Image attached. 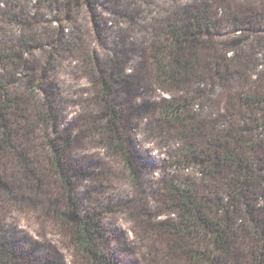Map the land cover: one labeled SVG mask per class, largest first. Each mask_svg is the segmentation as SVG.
I'll list each match as a JSON object with an SVG mask.
<instances>
[{
	"label": "rangeland",
	"instance_id": "374dc122",
	"mask_svg": "<svg viewBox=\"0 0 264 264\" xmlns=\"http://www.w3.org/2000/svg\"><path fill=\"white\" fill-rule=\"evenodd\" d=\"M200 7L216 15L217 28L205 36L197 67L203 82L184 83L178 97L195 104L199 142L211 148V140L238 120L232 115L240 111V100L264 96V0H0V48L14 53L13 63L0 64V82L14 99L37 77L36 95L27 104H14L33 122L43 111L54 122L50 128L37 124L34 133L22 131L14 143L19 149L29 146L42 160L51 138L62 131L73 135L76 142L65 159L77 173H85L75 181L79 208L102 215L122 264H190L181 252L171 251L168 232L160 231L162 223L176 220L169 212L167 184L190 182L211 200L225 194L228 170L212 179L198 165L177 158L186 139L179 127L161 119V106L172 97L157 86L151 57L169 25H181ZM110 76L118 82L110 102L123 116L117 132L136 177L112 146L108 109L97 98L104 91L103 79ZM261 109L245 112L264 124ZM258 134L264 188V128ZM13 162L17 165L14 154H1L0 181H8L14 193H0V239L23 256L24 264L46 258L52 264H75L76 251L53 222L54 211L65 212L62 205L53 206L63 191L53 177H44L48 192L37 196ZM259 197L257 211L264 217V195Z\"/></svg>",
	"mask_w": 264,
	"mask_h": 264
},
{
	"label": "trees",
	"instance_id": "16d2710c",
	"mask_svg": "<svg viewBox=\"0 0 264 264\" xmlns=\"http://www.w3.org/2000/svg\"><path fill=\"white\" fill-rule=\"evenodd\" d=\"M215 18L216 15H212L208 8L200 7L192 11L189 20L181 25H177V22L170 24L163 41L153 47L151 57L157 65V86L172 97L163 102L161 119L166 124L179 127L186 139L177 158L179 161L183 159V163L198 165L200 171L212 179L228 170V184L224 197L218 196L214 200L206 199L204 191L197 190L190 182L175 181L171 187L167 184L165 187L172 202L169 212L176 220L170 218L168 222L162 223L160 231H164L165 236L168 232L171 251L181 252L190 264H264V217L257 211L259 196L264 195L258 154L261 140L258 131L264 128V124H259V120L250 115L262 111L264 96L249 94L240 100V111L232 115L238 120L231 121L230 129L223 136L211 140V148H202L203 144L199 142L200 128L192 116L195 104L189 98L178 97L184 83L193 80L203 82L198 77L197 67L205 36H212L217 28ZM13 58V50L0 48V64L13 63ZM36 81L37 77L30 81L25 94L20 97L15 95L14 99L9 97L7 89L0 82V97L4 99L0 105V156L3 152L14 154L17 165L13 162L12 167L17 174L32 183L37 196L42 197L47 191L44 188V177L55 179L54 183L63 194L53 206L62 205L65 212L54 211L53 222L65 232L76 251L73 260L75 264H122L111 248L112 243L102 215L94 211L81 213L79 208L75 181L83 178L85 173H77L65 159V151L76 142L73 135L62 131L61 135L51 138L45 144L47 151L42 160L35 158L29 146L19 149L14 143L13 137L22 131L23 134L34 133L37 124L47 128L54 126L52 117L46 111L39 113L38 121L33 122L21 114L20 106L14 104L16 101L18 104L30 102V96L36 95L39 88ZM103 85L104 91L99 92L97 98L108 109L113 127L110 129L112 146L126 157L136 177L133 159L117 132L123 123L122 111L114 102H110L112 90L118 82L110 76L103 79ZM236 114L239 116L235 117ZM175 168L178 166L175 165ZM4 191L7 196L14 193L10 183L2 179L0 193L4 194ZM4 243L0 239V264H24L23 256L16 253L14 247ZM46 260L40 264H52V259Z\"/></svg>",
	"mask_w": 264,
	"mask_h": 264
}]
</instances>
